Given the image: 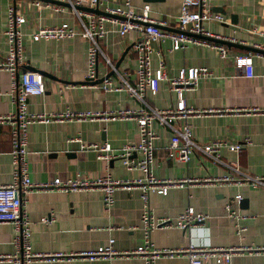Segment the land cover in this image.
<instances>
[{"label":"crops","instance_id":"1","mask_svg":"<svg viewBox=\"0 0 264 264\" xmlns=\"http://www.w3.org/2000/svg\"><path fill=\"white\" fill-rule=\"evenodd\" d=\"M39 0H0V57L7 50L4 31L7 9L14 5L26 18L21 26L26 66L48 73L44 77L45 93L28 99V111L32 114H63L67 111H120L137 110L141 102L130 96L123 83L132 86L136 82L137 58L133 50L139 38L137 32L121 37L109 32L99 41L98 78H108L114 88L104 91L103 82L87 80V47L85 39L76 37L59 41L33 42L28 34L40 27L68 23L79 28L78 18L72 6ZM59 1V0H58ZM124 0H108L109 7L120 6ZM182 0H130L139 10L150 6V18L166 22L165 30H179L177 18ZM213 11L222 16V22H203L213 34L228 38L230 42L256 48L264 43V0H210ZM77 4L74 3V8ZM102 8V7H101ZM76 9V8H75ZM86 20L85 17L82 18ZM109 27V24H107ZM129 50L126 52V50ZM152 68L156 69L160 56L164 58L169 77L177 76L182 68L205 67L211 75L202 78L194 89L185 92L186 105L209 113L188 118L192 138L199 143L221 140L229 144L249 138L238 154L221 149L222 160L237 163L241 172L252 177L264 175V54L251 52L254 77L247 78L236 68L232 56L246 51L228 48L229 57L222 59L208 47L190 46L170 51L171 42L153 43ZM126 52V53H125ZM160 53V55L157 54ZM108 62V63H107ZM111 64L113 68L111 67ZM117 66V67H116ZM54 79H53V78ZM96 79V80H97ZM147 102L157 108H166L177 101L166 81L159 83L156 94L147 91ZM17 110L10 76L0 71V117L15 114ZM14 126L0 123V185L12 180L11 132ZM159 138L154 142L155 162L153 173L160 179L203 178L222 176L230 170L212 162L203 153L196 152L187 163L169 158L167 146L172 131L153 123ZM82 143L104 142L117 151L125 143L138 142V124L133 118L123 120H52L36 122L28 128V153L25 156L27 175L32 182H50L54 178H74L77 174L96 179L106 174L112 177H136L139 172H129L119 159L109 162L98 159L93 150H82ZM236 194L242 195L239 210L245 215L243 223L247 231L242 239L235 234L234 221L225 216L224 207L232 203ZM114 204L106 211L101 190L61 192L33 191L22 194V200L31 221L33 233L30 244L34 252L45 254H74L96 249L115 240L118 251L131 250L143 241L140 228L143 204L137 189H118ZM149 207L157 217L174 218L188 207L206 214L207 219L193 230L176 228L158 229L152 233V241L159 248H179L189 242L205 243L211 247L264 245V189L250 185H192L171 188L166 195L151 193ZM48 217L42 222V217ZM17 235L13 224L0 222V256L15 252L13 238ZM0 264H11L0 260ZM33 264H144L140 257H115L90 261L82 257H66L55 261H36ZM155 264H188L185 257L160 258ZM204 264H217L207 259ZM230 264H264V254L239 252Z\"/></svg>","mask_w":264,"mask_h":264},{"label":"built area","instance_id":"2","mask_svg":"<svg viewBox=\"0 0 264 264\" xmlns=\"http://www.w3.org/2000/svg\"><path fill=\"white\" fill-rule=\"evenodd\" d=\"M68 2L78 18L79 28H75L64 22L51 27H40L28 34L33 42L59 41L74 39L76 37L85 39L87 47V78L96 80L98 78L97 62L101 53L99 41L109 32H116L124 37L129 32H137L139 38L133 44L136 54V82L135 86L123 80L126 90L130 96L141 102L137 110L120 111H67L63 114H32L28 111V99L32 96H40L45 93L44 77L39 72L25 71L21 73L20 68L25 64V51L23 45V33L21 26L25 24L26 18L19 14L14 5L7 9V22L4 31L7 50L3 57H0V71H5L10 76L11 87L16 103V113L0 117V123H10L14 126L11 132L12 157V180L8 184L0 185V222L11 223L17 235L13 238L15 252L0 256V260L11 264H33L36 261H55L66 257H82L90 261L99 259H111L115 257H140L144 264H155L160 258L185 257L188 264H204L207 259L213 258L217 264H230L234 254L248 252L264 254L263 246H231L228 248L211 247L208 244L189 242L186 246L179 248H159L152 241V233L158 229L176 228L180 230H193L207 219V215L196 212L193 207H188L174 218L157 217L149 207L151 193L166 195L171 188L189 187L192 185H250L264 189V175L252 177L241 172L237 163H227L222 160L221 149L226 148L230 152L238 154L243 146L250 143L249 138L242 142L229 144L221 140H214L208 143H199L192 138L188 118L209 113L210 111L196 110L186 105L185 92L198 86L200 79L209 77L211 71L208 68H182L177 76L169 77L166 70L164 58L160 56L156 69L152 68L151 54L153 43H161L170 40V51L186 49L190 46H203L214 49L220 58L229 57V49L223 44L210 41L207 38L228 40L218 34L211 33L203 22H222V16L213 11L210 0H182L180 14L177 18L179 31H168L160 28L166 26V22H156L150 18V6L145 4L141 9H135L130 0H124L120 6L109 7L108 0H59ZM39 5V1H36ZM74 3L87 7H98L107 15H99L91 12L75 9ZM102 7V8H101ZM85 17L86 20L82 18ZM109 24V27H107ZM264 37V32H260ZM257 49L264 51V43L256 45ZM160 55L159 52H157ZM251 52L234 54L232 60L236 68L240 69L245 77H254V63ZM108 63V62H107ZM111 65V64H109ZM113 68V66L111 65ZM17 73H19L17 79ZM166 81L168 89L174 92L177 101L174 105L166 108L151 106L145 97L147 91L156 94L159 83ZM102 90H120L114 88L109 78L103 80ZM135 119L138 124L139 139L136 143H125L117 151H113L110 144L104 142L82 143V150H93L97 153L98 159L109 162L112 159H119L122 165L129 172L137 171L140 175L128 178H116L106 174L96 179H88L81 174L74 178H54L50 182H32L27 175V164L25 156L28 153V128L36 122L47 123L52 120H123ZM167 127L172 131L167 146L169 158L179 162L187 163L196 153H203L214 163L226 166L230 173L222 176H207L203 178H182L176 180L160 179L153 173L155 162L154 142L159 138L153 130V123ZM101 190L103 193V204L106 211H110L114 204V193L118 189L140 191V199L143 204L140 228L143 233V241L140 245L131 250L118 251L114 247L115 240L110 238L107 244L86 252L72 253L69 255L56 253L45 254L34 252L30 244V237L33 233L31 221L22 200V194L33 191H61L77 192ZM242 195L236 194L232 203L224 207L225 216L234 221L235 234L242 239L247 226L243 223L245 215L240 212L239 205ZM48 217L41 218L47 222Z\"/></svg>","mask_w":264,"mask_h":264},{"label":"water","instance_id":"3","mask_svg":"<svg viewBox=\"0 0 264 264\" xmlns=\"http://www.w3.org/2000/svg\"><path fill=\"white\" fill-rule=\"evenodd\" d=\"M39 1H43V2H50V3H54V4H58V5H61V6H66L68 5L67 3H64L62 1H58V0H39ZM13 3L15 4V0H13ZM75 8L77 10H80V11H86V12H91V13H95V14H99V15H107L104 11L100 10L98 7H95V8H87V7H83V6H79V5H76ZM160 28L164 29V27L160 26ZM176 32H178L179 30H174ZM198 37H201V38H205V39H208L210 41H213V42H216V43H219V44H223L225 46H227L228 48H231V47H234V48H239V49H243V50H246V51H250V52H254V53H259V54H264V51L260 50V49H257V48H253V47H249V46H245V45H240V44H236L234 42H230L228 40H223V39H216V38H207V37H203V36H199ZM129 50V48L126 50V52ZM125 52V53H126ZM117 67V66H116ZM25 71H34V72H39L40 74H42V76L44 77H51L48 73L46 72H42L40 70H36L35 68H32L30 66H26L24 67L23 69H21V73H24ZM111 74L107 75L105 78H108ZM18 76H19V73H17V79H18ZM53 78V77H52ZM105 78H100V79H97L95 81L97 82H103V80ZM54 79V78H53ZM88 81H91L87 78ZM22 197V195H21ZM242 202V201H241Z\"/></svg>","mask_w":264,"mask_h":264}]
</instances>
